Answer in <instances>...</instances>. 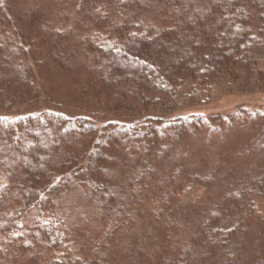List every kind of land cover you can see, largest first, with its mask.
<instances>
[{"label": "trees", "instance_id": "1", "mask_svg": "<svg viewBox=\"0 0 264 264\" xmlns=\"http://www.w3.org/2000/svg\"><path fill=\"white\" fill-rule=\"evenodd\" d=\"M234 88L264 0H0V264H264V108L192 112Z\"/></svg>", "mask_w": 264, "mask_h": 264}, {"label": "rangeland", "instance_id": "2", "mask_svg": "<svg viewBox=\"0 0 264 264\" xmlns=\"http://www.w3.org/2000/svg\"><path fill=\"white\" fill-rule=\"evenodd\" d=\"M264 108V92H251L244 91L237 88L234 89H220L216 91L215 95L211 98V101L201 106L196 110L192 107V112L200 113L204 116H226L233 118H247L245 115L238 114L239 111L244 112L253 110H262ZM186 108L184 110H188ZM250 118V117H249ZM255 121L249 126L238 127L232 134L231 140L225 144L226 152L230 157H233V161L241 159L242 162L235 163L237 168L247 163L254 162L258 146L264 143V115L254 116ZM244 121H238L236 125H240ZM248 122V121H245ZM228 156V157H229ZM239 164L241 166H239ZM234 166V164H233ZM242 168V167H241ZM254 222H252L253 231L264 230V201L257 205V212L255 213Z\"/></svg>", "mask_w": 264, "mask_h": 264}]
</instances>
